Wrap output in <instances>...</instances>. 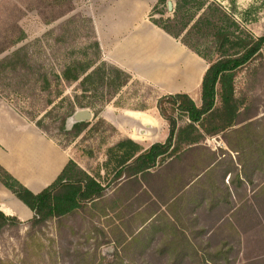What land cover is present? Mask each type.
<instances>
[{
	"label": "trees",
	"instance_id": "obj_1",
	"mask_svg": "<svg viewBox=\"0 0 264 264\" xmlns=\"http://www.w3.org/2000/svg\"><path fill=\"white\" fill-rule=\"evenodd\" d=\"M166 2L157 0L151 15L155 12L159 16H151L150 21L207 62L199 85L200 105L183 92L158 96L155 106L158 116L167 126L164 142L153 141L146 145V141L122 138L106 148L103 161L90 173L70 158L55 180L38 193L24 187L0 165V183L33 212V217L25 222L28 229L21 264H36V260L40 261V257H43L46 246L33 230L46 226L54 218L84 217L92 228L91 237L97 240L96 246L112 242L114 228L109 215L129 197L137 193L145 195L143 184L151 193L159 196L166 174L172 173L174 176L171 180L180 182L179 185L184 187L197 175L196 172L188 173L187 180H180L178 175L185 174V169L204 168L216 162L218 155L202 144L205 136L221 134L228 149L238 153L248 149L259 154L257 158L246 155L243 164L257 163L256 159L264 164V115L258 116L260 100L258 97H248L244 91L237 92L235 83L238 73L254 62H257L253 66L256 68L252 67L247 77L258 81L260 69L264 72V34L254 36L214 0H174L176 6L172 16L164 18ZM71 10L72 6L68 11ZM54 18H58V14H54ZM74 31L69 26L64 28L60 35L53 38L54 42L68 47L66 39ZM23 39L22 34L16 42ZM30 46L22 45L0 59V81L10 91L6 92L0 87V93L6 98L12 93L22 98L45 100L44 104L49 105L61 96L62 80L53 68L44 69V65L36 63L35 55L38 52L31 50ZM65 49L63 69L66 73H72L88 58L92 45L88 44L77 52L71 51L72 54L79 53V56L69 62L68 48ZM131 81L143 85V82L132 79L130 73L112 63H97L80 78V94L69 104L65 116L70 115L75 106L93 108L104 104ZM148 87L149 90L155 89L152 85ZM65 100L68 98L61 99ZM140 109L145 110L146 106ZM99 111L96 110L94 116ZM176 111L179 117H185L188 121L179 124L174 116ZM29 116L34 120L33 112ZM33 122L45 133L40 119ZM88 125L87 121L77 123L66 134L77 137ZM219 153L227 152L219 149ZM238 160L241 161V157ZM179 189L182 188L173 187V193ZM101 218H105L110 235L106 236L98 226ZM22 223L16 216H8L0 211V232L9 224L16 227ZM111 254L112 259L106 264H121L122 256L118 252ZM95 263L96 257L91 256L85 259L84 264ZM0 264L16 263L0 257Z\"/></svg>",
	"mask_w": 264,
	"mask_h": 264
},
{
	"label": "crops",
	"instance_id": "obj_2",
	"mask_svg": "<svg viewBox=\"0 0 264 264\" xmlns=\"http://www.w3.org/2000/svg\"><path fill=\"white\" fill-rule=\"evenodd\" d=\"M137 20L129 15L116 23L104 21L107 31L99 37L100 46L107 47L104 60L154 86L159 96L183 92L194 101L207 62L157 26ZM10 105L0 95V165L38 193L55 180L70 156ZM125 137L139 142L152 138L132 126ZM166 137L167 129L155 141ZM202 144L218 159L204 168L185 169L180 180H187L188 173L197 175L184 187L168 173L159 196L143 184L145 195L129 197L109 215L114 231L108 245L122 256L121 264H264V164L258 159L242 163L246 155L259 154L228 149L221 134L205 136ZM173 187L182 189L173 193ZM0 211L22 222L33 217L1 183ZM104 220L97 224L107 236Z\"/></svg>",
	"mask_w": 264,
	"mask_h": 264
},
{
	"label": "rangeland",
	"instance_id": "obj_3",
	"mask_svg": "<svg viewBox=\"0 0 264 264\" xmlns=\"http://www.w3.org/2000/svg\"><path fill=\"white\" fill-rule=\"evenodd\" d=\"M214 1L221 4L254 36L264 34V0ZM156 2L157 0H0V59L22 45L31 44L30 49L38 52L35 55L36 63L44 65V69L53 68L62 80L61 96L49 105L44 104L45 100L22 98L12 93L6 98L5 95L0 94L3 98L5 97L9 105L11 104L10 107L22 114L28 121L34 123V120L40 119L45 128L44 134L88 173L93 172L96 166L101 164L108 146L128 136L131 124L127 121H118L119 117L134 116L140 119L138 121L141 124L151 121L156 125L158 129L156 135L152 136L151 140H145L147 143L140 141L145 142L146 145L160 140L166 130V122L158 116L155 106L159 96L156 89L149 90L148 85L144 83L140 85L136 81H131L114 98L102 105L98 104L93 108L75 106L74 111L88 109L92 117L87 121L89 125L86 130L79 136L72 138L70 134H66V131H69L66 129V121L74 111L70 115L65 116V114L68 112L69 104L73 103L75 96L80 94L78 87L80 78L97 63L109 62L104 60L103 54L107 47L100 46V38L107 31L103 27L104 21L107 19L116 23L126 16L133 15L138 19L137 24H152L151 16L154 18L159 16L155 12L151 15ZM172 2V11H168L166 6L164 18L172 16L176 6L174 0ZM71 6L73 10L68 11ZM54 14H58V18L53 19ZM68 26L72 31L75 30L66 39L68 47L58 45L59 42L55 43L53 38L60 35L62 30ZM22 34L24 39L16 42ZM88 44L92 45L88 58L75 71L66 73L63 69L64 53L67 50L65 48H68L69 62L79 56V53L75 55L71 51L82 50ZM172 55L175 56L174 53ZM255 64L257 62L239 72L235 83L237 92L244 91L250 98H259L258 116H262L264 115V72L260 69L257 74L258 81L247 77L248 73L256 68L253 67ZM3 86L0 81V87L10 92ZM65 97L68 100L61 101ZM193 98L195 102L199 100V90L193 94ZM143 106H146L145 110L140 109ZM96 110H100V113L94 116ZM32 112L34 120L29 116ZM177 114L176 111L174 116L178 118L179 124L188 121ZM136 129L138 130V127ZM153 137L156 138L153 139ZM27 229V224L23 222L16 227L9 224L0 232L1 258L21 264L25 254L24 241ZM91 229L89 221L81 216H68L62 220L54 218L46 226L34 229V234L46 246L42 253L43 257H40V261L36 260V264H84L85 259L91 256L96 257L95 264H106L112 259V248L109 243L96 246L97 240L91 237L93 234Z\"/></svg>",
	"mask_w": 264,
	"mask_h": 264
},
{
	"label": "water",
	"instance_id": "obj_4",
	"mask_svg": "<svg viewBox=\"0 0 264 264\" xmlns=\"http://www.w3.org/2000/svg\"><path fill=\"white\" fill-rule=\"evenodd\" d=\"M167 10L172 11L173 7V2L172 0H167L166 2ZM92 117L91 112L88 109H81V110H76L68 117L67 119V126L66 129L71 130L73 125L80 123V122H86ZM120 122L127 121L131 124L132 127L136 128L138 127V134L142 136H154L156 135L158 129L156 125L153 124L151 121H147V126L144 128L143 126H140V119H136L134 116H129V115H124L122 117H119L117 119ZM68 127V128H67ZM144 128V129H143Z\"/></svg>",
	"mask_w": 264,
	"mask_h": 264
},
{
	"label": "bare ground",
	"instance_id": "obj_5",
	"mask_svg": "<svg viewBox=\"0 0 264 264\" xmlns=\"http://www.w3.org/2000/svg\"><path fill=\"white\" fill-rule=\"evenodd\" d=\"M140 125L143 126L144 128H146V126H147V124H141V123H140Z\"/></svg>",
	"mask_w": 264,
	"mask_h": 264
}]
</instances>
